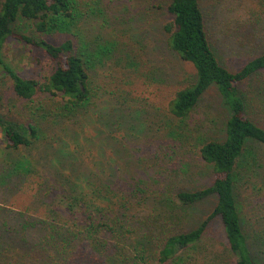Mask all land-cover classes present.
<instances>
[{
	"label": "trees",
	"instance_id": "obj_1",
	"mask_svg": "<svg viewBox=\"0 0 264 264\" xmlns=\"http://www.w3.org/2000/svg\"><path fill=\"white\" fill-rule=\"evenodd\" d=\"M217 3L169 0L173 18L164 24L165 43L194 66L195 74L161 116L145 97L121 84L125 70L110 73L120 83L117 89L102 90L104 69L112 71L121 60L116 40L100 41L96 27L84 28L102 14L101 7L87 3L83 11L81 0H0V79L8 78L19 98L29 101L25 120L0 112L13 157L6 178L36 186L24 212L0 216V264H192V250L215 217L222 220L231 252L227 264H264V222L245 225L239 194L240 179L248 181L257 169L255 148L264 145V125L249 115L252 97H264V0L257 1L256 10L247 9L262 31L251 32L242 45L249 47L250 59L237 71L223 63L213 45L219 34L211 24ZM48 35L64 39L55 43ZM13 37L44 50L51 70L41 78L21 74L5 52ZM129 56L131 77L137 56L132 51ZM145 72L141 69L140 76ZM245 82L250 86L242 87ZM258 82L263 85H254ZM251 86L257 87L254 96ZM211 87L219 91L227 117L219 136L191 127ZM95 122L100 127L86 135V126ZM141 132H154V142L159 141L150 155L154 167L146 172L148 179L162 177L153 190L146 178H130V134ZM185 135L190 142L198 137L193 148L213 171L208 185L196 186L188 171L184 175L175 166V154L187 147ZM157 157L163 163L158 168ZM166 159L173 165L164 168ZM110 160L112 168L99 169ZM211 196L213 210L195 219L202 215L198 206Z\"/></svg>",
	"mask_w": 264,
	"mask_h": 264
},
{
	"label": "rangeland",
	"instance_id": "obj_2",
	"mask_svg": "<svg viewBox=\"0 0 264 264\" xmlns=\"http://www.w3.org/2000/svg\"><path fill=\"white\" fill-rule=\"evenodd\" d=\"M81 1L83 11L84 9L87 10L85 7L87 3L102 9V14L98 13L97 19L91 23L88 22L84 25V28L96 27V31L93 32L100 41L107 39L117 41V52H115L121 61L119 64H113L112 71L104 69L106 74H103L104 78L101 79L102 90L106 92L109 89H117L120 83L110 73L115 72L118 75L125 70L127 73L124 78L121 76V84H126L129 92L132 89L138 95L145 97L146 101L155 107L154 115L158 112L161 116H164L169 111L170 103L176 92L187 86L195 74L194 66L171 52L165 43L167 34L164 24L173 18L167 9L169 0ZM257 1L218 0L215 13L212 14L211 24L216 27V33H219L212 40L213 45L223 54L222 61L231 71H237L250 59L249 47L244 48L242 46L250 41V33L260 34L262 31L261 24H255L254 17L248 12V10L257 9ZM262 20L264 21V17ZM244 22L248 23L249 26L244 27ZM257 28L259 31H256ZM102 36L104 37L103 40ZM46 37L55 43H60L64 39L63 36L59 35H48ZM130 51L134 56H137L135 66H131L136 69L131 77L130 67H127L129 65L127 61H130ZM5 52L11 63L24 76L41 78L43 73L51 70L49 56L44 50L33 44H25L16 37L9 38L6 41ZM141 69L146 71L142 75L143 77L140 76ZM261 82L254 85H263L260 84ZM246 86L249 87L250 82H245L242 87L246 88ZM255 87L250 89L253 96L254 90L257 88ZM41 95H37L36 101L42 100ZM252 99L251 106L253 110H250L249 115L259 124L264 125V97L259 99L256 95ZM28 103L29 101L19 98L8 78L0 79V112L5 117L13 120H25ZM221 104L219 91L216 87H211L203 95L191 127L196 129V127L201 126V132L209 136H216L219 131L224 129L227 118L222 112L223 107ZM95 123L86 126V135L90 134L97 126L100 127L98 122ZM153 134L154 132H141L137 135L139 137H133L130 134V178L135 175L136 177L146 178L148 184H151L150 188L152 190L160 185L157 183V179L162 178L154 177L151 174L152 176H149L150 181L146 174V172H149L147 170L148 166L154 167L153 162L155 159H152L150 155H154L153 152L159 149V141L154 142L157 136ZM197 136L191 142L186 135L182 136L187 147L180 148L173 161L176 164L175 166L180 168L181 173L184 172V175H186L188 171L193 184H196V186L198 184L208 185L212 182L213 171L202 160L197 150L193 148V143L198 140ZM255 149L258 152L259 160L256 166L257 169L247 179L248 181L246 179H240L239 181L240 206L247 227L249 225L252 227L257 220L259 223L264 222V145H259ZM10 151L6 146V137L0 127V216H7L8 212L10 213L9 210L24 212L26 208L31 206L36 192L35 183L31 184L30 180L16 184L11 182V179L6 178L12 170H9L6 164L13 159L12 155L9 154ZM41 155H45L44 152ZM157 160L156 165L158 168L163 163H160L159 157H157ZM163 161L164 168L167 165H173L167 159ZM112 167V161L110 160L107 164L100 165L99 169L107 171ZM215 203V196L207 198L198 206L199 213L201 211L202 215L194 216V218L205 219L213 210ZM40 209H43V207ZM1 224L0 220V226ZM191 258L190 262L192 264L228 263L231 252L220 217H215L209 223L203 241L192 250ZM105 264L110 263L106 261Z\"/></svg>",
	"mask_w": 264,
	"mask_h": 264
}]
</instances>
